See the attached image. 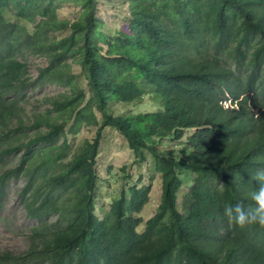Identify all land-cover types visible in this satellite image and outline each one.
Segmentation results:
<instances>
[{
	"label": "trees",
	"instance_id": "1",
	"mask_svg": "<svg viewBox=\"0 0 264 264\" xmlns=\"http://www.w3.org/2000/svg\"><path fill=\"white\" fill-rule=\"evenodd\" d=\"M66 5L72 19L58 15ZM107 14L125 23L108 29ZM30 56L44 60L36 76ZM47 83L63 90L30 119L27 89ZM147 94L156 111L126 108ZM68 126L92 138L72 144ZM108 127L161 176L143 231L151 183L96 213ZM10 153L0 198L26 178L20 198L38 225L23 255L0 250V264H264V228L223 214L252 203L264 170V0H0V164Z\"/></svg>",
	"mask_w": 264,
	"mask_h": 264
},
{
	"label": "rangeland",
	"instance_id": "2",
	"mask_svg": "<svg viewBox=\"0 0 264 264\" xmlns=\"http://www.w3.org/2000/svg\"><path fill=\"white\" fill-rule=\"evenodd\" d=\"M75 9L64 6L58 15L60 18L72 19ZM103 20L108 29L121 26L125 23L123 18H116L110 15H103ZM44 65L42 58L30 56L28 58L29 73L36 76L38 67ZM74 73H77L75 70ZM62 87L56 84H45L42 87L34 86L27 89V102H25L26 115L30 119L44 111L49 104L45 97L54 95L62 91ZM132 107L134 113L156 111L158 108L150 94L144 96L142 102H136L126 106ZM100 121H101V116ZM26 119V116L24 117ZM68 126L65 131L67 139L73 144L82 142L87 137L92 138V133L86 128L74 134ZM164 147H175L180 149L181 145L172 142L171 139L162 141ZM18 155L10 153L3 156L0 166L13 165L17 161ZM127 165L125 171L122 166ZM98 171L100 175L99 190L96 195V213L103 218L109 210L111 202L120 195L122 189H128L134 184H152L149 202L144 206L140 215L143 217L142 224L138 227L139 231L145 228V222L157 211L161 201V176L150 163L137 164L134 162V155L129 148L125 138L114 128L108 127L103 135L100 154L98 157ZM2 169H0V172ZM26 184V178L19 177L11 179L5 187L4 193L0 198V250H7L15 255H23L28 249L31 241L33 229L38 225V221L33 217L23 205L20 195ZM189 186L185 185L179 194V210L184 212L185 195ZM53 216L52 219H55ZM22 264V263H21Z\"/></svg>",
	"mask_w": 264,
	"mask_h": 264
},
{
	"label": "clouds",
	"instance_id": "3",
	"mask_svg": "<svg viewBox=\"0 0 264 264\" xmlns=\"http://www.w3.org/2000/svg\"><path fill=\"white\" fill-rule=\"evenodd\" d=\"M257 186L251 193L250 205L243 203L226 205L223 214L230 223L238 227L258 226L264 228V170L255 173Z\"/></svg>",
	"mask_w": 264,
	"mask_h": 264
}]
</instances>
